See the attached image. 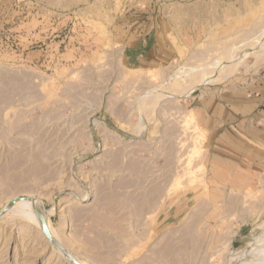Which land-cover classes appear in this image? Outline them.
<instances>
[{
    "label": "rangeland",
    "instance_id": "obj_1",
    "mask_svg": "<svg viewBox=\"0 0 264 264\" xmlns=\"http://www.w3.org/2000/svg\"><path fill=\"white\" fill-rule=\"evenodd\" d=\"M155 34L174 58L129 66V39ZM263 81L264 0H0V264L264 257V163L216 162L194 111Z\"/></svg>",
    "mask_w": 264,
    "mask_h": 264
},
{
    "label": "crops",
    "instance_id": "obj_2",
    "mask_svg": "<svg viewBox=\"0 0 264 264\" xmlns=\"http://www.w3.org/2000/svg\"><path fill=\"white\" fill-rule=\"evenodd\" d=\"M159 34L129 39L124 59L129 66L159 67L174 58ZM194 108L204 144L216 162L238 168L264 163V81L250 90L223 88L203 93Z\"/></svg>",
    "mask_w": 264,
    "mask_h": 264
},
{
    "label": "bare ground",
    "instance_id": "obj_3",
    "mask_svg": "<svg viewBox=\"0 0 264 264\" xmlns=\"http://www.w3.org/2000/svg\"><path fill=\"white\" fill-rule=\"evenodd\" d=\"M246 30V29H245ZM254 40V39H253ZM262 43V42H261ZM243 46V45H242ZM256 46V45H255ZM252 48V47H251ZM245 49H247V48H244L243 47V49H241V51L239 52V56H232L233 54H231V56H230V58H229V60L226 58H224V60H226L225 62L223 61V62H221V61H219L218 60V62L217 61H215V62H217V63H215V65L217 64V65H220L221 66V68H223L224 67V72H223V74H222V77L224 78V77H227L228 75H230L231 73H234L235 72V67L234 66H237V65H239V63L240 62H242L241 61V56H242V54L243 53H246V50ZM240 50V49H239ZM247 51H249L248 49H247ZM255 52V51H254ZM231 53V52H230ZM238 53V52H237ZM249 53V52H248ZM236 54V53H235ZM241 55V56H240ZM244 55V54H243ZM244 60V59H243ZM214 64H212V66L214 67L215 66ZM216 65V67H219V66H217ZM216 67H214V69L216 68ZM192 68V67H191ZM210 68V67H209ZM202 69V71H201V75H200V77L198 78V82H197V84H195L194 83V86L196 87L197 85H199L201 82H203V81H207L208 80V78L210 77V73H211V70L207 73L205 70L207 69L206 67L204 68H201ZM218 69H220V68H218ZM238 69V68H237ZM218 71V70H217ZM220 71V70H219ZM213 72V71H212ZM214 72H215V70H214ZM215 73H217V72H215ZM215 73H214V75H215ZM199 75V74H198ZM213 75V74H212ZM218 75V74H217ZM196 77V76H195ZM212 78V77H211ZM212 80V79H211ZM210 80V81H211ZM193 81V80H192ZM195 82H196V80H195ZM193 84V83H192ZM194 88V87H193ZM191 119V118H190ZM193 120V119H192ZM161 186V185H160ZM156 188V187H155ZM157 195H158V193H157ZM134 199V198H133ZM132 199V200H133ZM26 201V200H25ZM138 202V201H137ZM139 203V202H138ZM138 203H136V205H138ZM9 205V204H8ZM139 207H140V205H139ZM39 208H40V206H39ZM5 209V208H4ZM4 209H2L1 211H2V213H3V210ZM13 209H14V211L15 212H17L19 215H21L20 216V218L22 217V218H25V219H27V220H29V221H31L32 223H34L35 224V226H39L40 228H41V231H43V227H42V219L41 218H43V217H41L40 215H39V213H37L36 211H35V208H34V204L32 203V202H30V200L29 201H27V203H23V201L21 202V201H19V202H17V203H15L14 205H13ZM37 210V209H36ZM1 211H0V216H1ZM40 211V210H39ZM136 211V210H135ZM10 212V211H9ZM41 214V213H40ZM3 215V214H2ZM43 220H44V222H45V224L47 225V227H48V229H49V232H50V234H51V231L52 230H50V228H49V226H48V224H47V222L45 221L46 219H44L43 218ZM54 237V236H53ZM53 237H52V240L54 241V243H55V240L53 239ZM55 244H57V243H55ZM252 245V244H251ZM256 245V244H255ZM255 245L254 246H252L253 247V250H254V247H255ZM260 245H262V244H260ZM259 245V246H260ZM258 247V246H257ZM256 247V249L257 250H259V248H257ZM253 250H252V252H253ZM261 250V249H260ZM256 251V250H255ZM264 251V250H263ZM262 251V252H263ZM252 252H250L251 254L249 255V256H251V257H246V258H244V257H242V256H240V255H236L235 256V258H232L231 260H230V264H264V257L261 255H258V254H256V253H258V252H254L253 254H252ZM261 252V253H262ZM239 253V252H238ZM237 253V254H238ZM242 253V252H241ZM65 254V253H64ZM233 254V253H232ZM235 254H236V252H235ZM235 254H233V255H235ZM242 255H244V254H242ZM73 260V259H72ZM74 262H76V261H74ZM81 262V261H80ZM76 263H78V262H76ZM82 264H85L84 262H81ZM79 264V263H78Z\"/></svg>",
    "mask_w": 264,
    "mask_h": 264
},
{
    "label": "water",
    "instance_id": "obj_4",
    "mask_svg": "<svg viewBox=\"0 0 264 264\" xmlns=\"http://www.w3.org/2000/svg\"><path fill=\"white\" fill-rule=\"evenodd\" d=\"M20 200H32V201H34V199H32V198H19ZM16 203V201H13V202H11L7 207H10L11 205H13V204H15ZM2 212V211H1ZM42 220V227H43V233H44V236L46 237V239L49 241V244H51V245H54L55 243H54V241L52 240V236H51V234H50V232H49V229H48V227H47V225L45 224V222H44V220H43V218H41Z\"/></svg>",
    "mask_w": 264,
    "mask_h": 264
}]
</instances>
